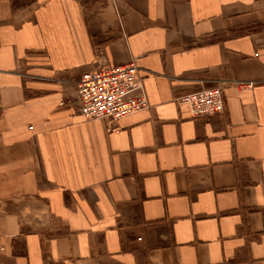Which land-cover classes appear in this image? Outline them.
Here are the masks:
<instances>
[{"label": "crops", "instance_id": "obj_1", "mask_svg": "<svg viewBox=\"0 0 264 264\" xmlns=\"http://www.w3.org/2000/svg\"><path fill=\"white\" fill-rule=\"evenodd\" d=\"M132 59L149 107L82 117ZM0 264H264V0H0Z\"/></svg>", "mask_w": 264, "mask_h": 264}, {"label": "built area", "instance_id": "obj_2", "mask_svg": "<svg viewBox=\"0 0 264 264\" xmlns=\"http://www.w3.org/2000/svg\"><path fill=\"white\" fill-rule=\"evenodd\" d=\"M143 80L134 59L124 65L99 66L86 72L77 82L79 114L86 119L107 120L116 124L147 109L149 102ZM175 102L179 108H187L192 118L222 116L226 107L223 85L202 87L177 97Z\"/></svg>", "mask_w": 264, "mask_h": 264}]
</instances>
